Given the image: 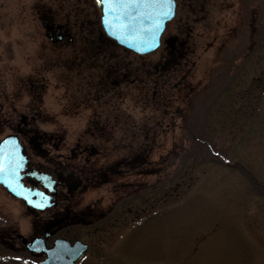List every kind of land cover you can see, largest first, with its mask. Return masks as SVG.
Instances as JSON below:
<instances>
[{
    "label": "rangeland",
    "instance_id": "374dc122",
    "mask_svg": "<svg viewBox=\"0 0 264 264\" xmlns=\"http://www.w3.org/2000/svg\"><path fill=\"white\" fill-rule=\"evenodd\" d=\"M50 10L71 21L100 16L95 0H0V139L18 125L54 135L50 157H67L76 171L91 157L71 154L78 142L101 159L151 160L75 193L76 211L97 208L92 223L60 234L88 243L81 264H264V0H177L160 48L127 57L130 68H151L177 36L185 46L176 78L151 82L144 96L128 81L114 103H97L75 76L82 58L103 62L81 46L79 36L95 34L91 23L57 45L39 16ZM24 114L35 121L22 122ZM195 137L251 169L256 184ZM31 220L0 186V225L27 235ZM30 261L21 247L0 246V264Z\"/></svg>",
    "mask_w": 264,
    "mask_h": 264
},
{
    "label": "flooded vegetation",
    "instance_id": "af4514ba",
    "mask_svg": "<svg viewBox=\"0 0 264 264\" xmlns=\"http://www.w3.org/2000/svg\"><path fill=\"white\" fill-rule=\"evenodd\" d=\"M39 16L43 23L52 29L51 31L58 30L57 25H61L59 28L61 36L58 35L59 40L54 43L57 45H64L68 41L73 43L75 38L71 29L77 25L80 27L79 30L83 31V27L86 25L85 19H88L86 21H89V25L91 23V30L93 28L95 34H83L79 36L82 43L81 46H83V50L89 59H102L103 62L94 64L93 60V67L90 66V63H87L86 66L83 64L85 58H82L78 63L82 67L77 68L75 76L79 84L86 85L88 91L92 90L91 96H93L97 103H101L103 100L114 103L125 97V88L123 86L128 81L135 86L138 83L141 84L140 91L142 93L140 95L142 96L145 88L149 91V84L151 82L154 83L155 88L158 83L167 85L171 80L176 78V72L178 71L176 65L180 64L183 57L184 41L178 40L172 50H166L165 54L161 55V58L159 56L152 63L151 68H145L143 63L140 62L135 67L130 68L127 64L128 55L132 53L141 56L143 54H138L120 46L114 38L105 34L102 29L100 16L97 18L96 15L95 18L90 19L84 15H74L75 19L73 21L70 20V17L57 19L56 15H53L52 12L50 14L41 13ZM116 49H121L124 55L118 57L117 53L113 51ZM109 59L112 63L108 61ZM87 97L85 95V100L83 101H88ZM28 118L30 121H35L34 115L24 114L22 122H30ZM93 122L96 123L98 121L93 120ZM17 134L22 141V149L25 153L24 157L27 159V167L21 170L22 182L29 188L38 189L43 192L49 191L51 193L49 189L44 188L43 184V177L48 176L53 181L55 188L53 204L51 206L44 209L35 208L26 210V214L32 219L30 221L31 232L25 235L29 240L36 237H44L45 234L50 233L47 239L50 244L55 237L61 236L60 234L64 229H68L76 224L92 223L91 221L97 217L95 214L97 208L87 207L76 211L74 208L76 203L75 193L80 188L89 186L91 182L112 180L121 173V166L127 165L128 167H133L140 160L143 163H151V160L147 156H132L129 159L121 158L118 161L115 160L116 162L106 158H97L96 155L99 154V149L95 145H84L83 142H78L76 148L71 150V154L78 157L88 154L91 157L88 161L86 160L85 170L76 171L71 167L69 161H65L68 160L67 157L59 161H56L54 157H50V151L45 145L46 143L53 142V139L56 138L54 135L47 136L48 133L24 129L21 125L17 126ZM136 153L143 154V152ZM142 173L144 174V172ZM2 188L6 190L5 187ZM6 192L25 206L21 198L15 197L7 190ZM21 234L23 233L20 230L18 231V229L10 224L3 222L0 225V243L7 247H21L23 250H26L22 240L19 238ZM87 252L81 260L87 255ZM81 260L79 261L80 264Z\"/></svg>",
    "mask_w": 264,
    "mask_h": 264
},
{
    "label": "snow or ice",
    "instance_id": "6c2138e0",
    "mask_svg": "<svg viewBox=\"0 0 264 264\" xmlns=\"http://www.w3.org/2000/svg\"><path fill=\"white\" fill-rule=\"evenodd\" d=\"M174 3L175 0H95V4L103 8L104 22L112 35L126 34L130 29L132 32L139 34L134 26L138 20L140 28L152 34L153 42L148 45L150 48L158 46L156 37L163 21L174 16ZM132 8L143 10L133 18L129 12V9ZM144 21H151V23L145 24ZM21 144L22 141L15 132L9 133L3 139H0V180L13 194L24 199L28 205L44 208L49 202V197L36 189L27 188L20 179L25 160V157L19 151ZM43 179L49 178L43 177ZM49 187H51L50 184L44 185L45 189ZM26 192L40 195L41 201L36 202L33 196L27 195ZM63 252L70 257L77 255L70 249H64ZM16 259H20V257ZM54 259L63 260L64 255L54 254ZM29 264H37V262L30 261Z\"/></svg>",
    "mask_w": 264,
    "mask_h": 264
},
{
    "label": "water",
    "instance_id": "95a60500",
    "mask_svg": "<svg viewBox=\"0 0 264 264\" xmlns=\"http://www.w3.org/2000/svg\"><path fill=\"white\" fill-rule=\"evenodd\" d=\"M175 9H176V1L174 3V7H173L174 13H175ZM142 10L143 9H141V8H132V9H129V12L132 14V17L134 18L136 16V14ZM173 17L174 16H172L171 18H166L163 21L161 29L159 30V34L156 37V42L158 43V46L161 43V41H160L161 35H162V33L166 27V23L168 21H170ZM102 23H103L104 29L107 32V34L110 35L111 37L115 38L120 44H122L123 46H125L127 48L135 50L139 53L151 52V51L158 48V46L155 48L148 47L149 43L153 42L152 34H151V32L143 31V29L140 28L138 20L136 21L134 26L137 28L139 34L132 32L130 29L126 34H117L114 36L108 30V28L104 22V15H103V8H102ZM144 23L150 24L151 21H144ZM50 35H51L52 40H57L59 37L58 36L59 32L55 31L53 33H50ZM175 39H176V37H171L170 39L167 40V43L171 47H173V43H174ZM19 151L21 154H24V151L22 149V145L20 146ZM25 167H27V159L24 160V167L23 168H25ZM21 178H22V175L20 176V179ZM49 182H50L49 180H45L43 183L45 185V184H49ZM0 183L4 185L2 180H0ZM50 185H51V187H49V189L53 187V183L51 182ZM26 194L29 196H33V198L36 202L41 201L40 195H35L34 193H31V192H26ZM51 196L52 195L49 196V202L46 206L51 205V203H50ZM26 205H27L28 209H35L36 208L34 206L28 205L27 203H26ZM39 209H43V208H39ZM48 235L49 234H46V237H48ZM23 241L26 243L27 247L37 256H43L44 254H46L45 257L38 262V264H77V261L81 258L83 253L87 250V243L82 241V240H76L73 243H71L68 239L57 238L51 247H48L47 240H45V239H43V240L42 239H40V240L34 239L33 241H27L26 238H23ZM64 249L73 250L75 253H77V255L70 257V256L64 254V252H63ZM54 254L64 255V259L63 260H56V259H54Z\"/></svg>",
    "mask_w": 264,
    "mask_h": 264
},
{
    "label": "trees",
    "instance_id": "16d2710c",
    "mask_svg": "<svg viewBox=\"0 0 264 264\" xmlns=\"http://www.w3.org/2000/svg\"><path fill=\"white\" fill-rule=\"evenodd\" d=\"M201 137H195V139L200 140V143H204V145L206 144L208 147V150H210V152L212 153V155H214L213 157H215L214 159H216L217 163L223 164L225 166H228L232 169L238 170L243 172L248 179H250L254 184H256V177L253 175V172L251 171V169H249L247 166H245L243 163H241L238 160H230L224 152H221L219 149H215L214 146L212 145V143H210L209 141H202L200 139ZM175 145H173L174 148ZM163 159L158 160L159 163L162 164Z\"/></svg>",
    "mask_w": 264,
    "mask_h": 264
}]
</instances>
